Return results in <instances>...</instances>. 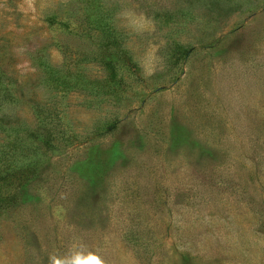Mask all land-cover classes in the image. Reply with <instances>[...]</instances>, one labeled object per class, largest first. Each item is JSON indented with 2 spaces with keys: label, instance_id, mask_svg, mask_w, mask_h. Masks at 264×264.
Returning a JSON list of instances; mask_svg holds the SVG:
<instances>
[{
  "label": "rangeland",
  "instance_id": "obj_1",
  "mask_svg": "<svg viewBox=\"0 0 264 264\" xmlns=\"http://www.w3.org/2000/svg\"><path fill=\"white\" fill-rule=\"evenodd\" d=\"M0 85V264H264V0H0Z\"/></svg>",
  "mask_w": 264,
  "mask_h": 264
},
{
  "label": "trees",
  "instance_id": "obj_2",
  "mask_svg": "<svg viewBox=\"0 0 264 264\" xmlns=\"http://www.w3.org/2000/svg\"><path fill=\"white\" fill-rule=\"evenodd\" d=\"M56 23L60 27L67 29L72 35L75 34L77 36H81L80 34H85V36L87 35L89 36L91 34H97V35L101 34L107 37H111L112 35V28H111L110 23L109 24L102 23V25H99L100 23L99 21L97 23L95 22L89 23L87 20L84 22L83 20L76 21V20H71L68 16L59 17V18L57 17ZM113 46L116 47V44L114 43ZM103 47L105 51H108V48L110 47V45L104 44ZM4 91H6L5 86L0 85V98H3L5 96ZM1 104L2 103L0 100V110H1ZM47 109L48 108L43 109V112H41V116L45 119H48V118L50 119L52 116V113L50 114ZM3 123L10 124V121H9V118L4 117L3 114L1 113L0 125ZM48 123H50V120ZM45 135H49V130H46ZM17 141L18 140L15 139V143L12 144V150H10L11 151L10 154H8V152L4 150L0 151L3 156V158H0V162L5 163L7 165V169H10V171L12 172L16 166L14 165L15 162L18 161V163L20 164V168H19L20 169V172H19L20 180L22 181V183H26V180L29 178V176L34 173L33 168L37 164L36 154L38 153L37 150H39V144H38V141L36 140V135L34 133V130L31 129L30 132L25 133L23 142L21 139L20 158H17V157L15 158L14 155L9 157V155L14 154L15 152L18 153V150H15V144ZM51 141H52V138L47 136V139L45 140L44 145L46 147L51 146ZM9 177H10V174H9ZM14 177L15 176L11 174V179ZM16 196H17L16 190H13V188H10L9 191H4L3 195H0V203L3 205V209L8 208L9 204L12 202V200H15Z\"/></svg>",
  "mask_w": 264,
  "mask_h": 264
}]
</instances>
